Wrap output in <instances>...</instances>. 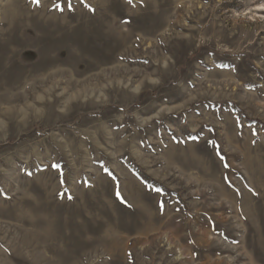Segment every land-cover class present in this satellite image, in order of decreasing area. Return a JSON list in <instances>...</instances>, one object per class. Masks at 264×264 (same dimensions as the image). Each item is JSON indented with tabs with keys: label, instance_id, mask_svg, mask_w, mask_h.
<instances>
[{
	"label": "rangeland",
	"instance_id": "rangeland-1",
	"mask_svg": "<svg viewBox=\"0 0 264 264\" xmlns=\"http://www.w3.org/2000/svg\"><path fill=\"white\" fill-rule=\"evenodd\" d=\"M68 3L0 0V264H264V0Z\"/></svg>",
	"mask_w": 264,
	"mask_h": 264
},
{
	"label": "snow or ice",
	"instance_id": "snow-or-ice-1",
	"mask_svg": "<svg viewBox=\"0 0 264 264\" xmlns=\"http://www.w3.org/2000/svg\"><path fill=\"white\" fill-rule=\"evenodd\" d=\"M33 2H35V3H39V0H33ZM128 2L131 4V3H132V0H128ZM141 2H142V0H141ZM54 7H55L57 10H59V11H63V5L60 4V3L55 4ZM68 8H69V10H72L71 0H69ZM92 10L94 11V9H92ZM128 22H129V21H125V23H128ZM225 166H227V165H225ZM52 167L56 168V167H59V166L56 165V164H53ZM105 171H107V169H105ZM61 182H63V181H61ZM118 195H119V194H118ZM161 207H163L162 204H161Z\"/></svg>",
	"mask_w": 264,
	"mask_h": 264
}]
</instances>
